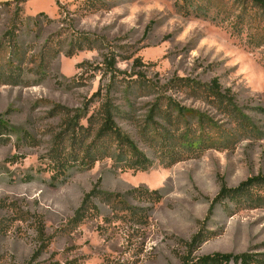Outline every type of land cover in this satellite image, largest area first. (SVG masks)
Wrapping results in <instances>:
<instances>
[{"label": "rangeland", "instance_id": "obj_1", "mask_svg": "<svg viewBox=\"0 0 264 264\" xmlns=\"http://www.w3.org/2000/svg\"><path fill=\"white\" fill-rule=\"evenodd\" d=\"M260 4L0 0V264L37 253L35 264H182L215 254L264 264V188L252 202L213 204L224 187L264 177ZM106 98L150 168L105 159L52 171L67 123L93 126L90 144ZM187 129L206 138L197 155L179 142ZM92 193L97 210L76 220ZM196 236L200 247L190 249Z\"/></svg>", "mask_w": 264, "mask_h": 264}, {"label": "trees", "instance_id": "obj_2", "mask_svg": "<svg viewBox=\"0 0 264 264\" xmlns=\"http://www.w3.org/2000/svg\"><path fill=\"white\" fill-rule=\"evenodd\" d=\"M260 7L264 13V6L260 4ZM100 107L101 108L98 111V114L95 116L96 118H94L92 122V124L97 125L98 128L94 134V139L88 145H86V140L91 137L93 126L90 125V128L87 130H82L77 123L73 124L72 121L67 123L68 127L64 133L60 134L56 138L55 148L49 157L51 160L52 171L58 173L59 175H65L64 171H67L72 167L84 165L89 167L93 166L96 162L104 161L105 159H112L118 166L134 172L146 171L150 168L152 163L137 151V148L132 140L120 131L117 124L114 123L116 110L112 107L110 100L108 98L104 99V102ZM172 107L173 106L171 105L170 110L174 109ZM177 110L179 113L178 119H181V121L184 122L185 117L182 109ZM169 117L170 115L167 113L165 115V120L169 121ZM97 118L98 121L95 124L94 122ZM195 132H197V130H195ZM189 135L190 130L187 129V132L184 135H180L181 139L179 140V142L183 141L182 146L188 151V153L197 155L201 150H205L204 147L206 138L200 137V141H195L192 138L190 139ZM194 136L195 134L192 135V137ZM160 137L163 138V134H161ZM222 143L228 144L229 142L224 137V140L222 139L220 144L222 145ZM112 149L114 150V153H111ZM173 154V152L172 155L170 154L171 159L174 156H177ZM257 188H264L263 176H257L256 178L249 179L241 183L238 189H227L224 187L219 196L213 201V204L222 203L224 200H229L235 203H240L241 201L252 202L251 198H253V196L251 192L253 190H257ZM94 193L90 194L84 200L82 206L77 212L76 220L82 219V217L85 218L87 216L85 214L89 213L92 209L97 210L96 208L90 206V199L93 197ZM138 193L139 196L149 203L157 204L161 198L157 192L140 191ZM116 204L119 205V201H117ZM120 208H122V210L124 209V207ZM126 212L129 213L131 217H134L139 221L143 220V215L136 214L135 210H129V208H127ZM38 226L39 235H41L44 231L41 224ZM196 246L200 247V239L197 236L194 237L188 247L191 249ZM38 256L39 253H37L27 264H35ZM240 259L245 261L247 260V257L245 256ZM231 260L232 257L229 255L224 256L215 254L214 256H209L208 258L197 259L194 262L189 259H185L182 264H228Z\"/></svg>", "mask_w": 264, "mask_h": 264}]
</instances>
